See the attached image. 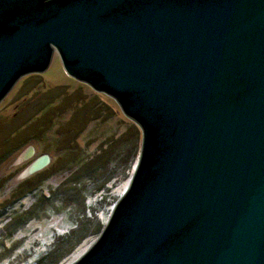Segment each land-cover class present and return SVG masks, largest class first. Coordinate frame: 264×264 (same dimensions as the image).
Listing matches in <instances>:
<instances>
[{
	"label": "water",
	"instance_id": "water-1",
	"mask_svg": "<svg viewBox=\"0 0 264 264\" xmlns=\"http://www.w3.org/2000/svg\"><path fill=\"white\" fill-rule=\"evenodd\" d=\"M56 53L142 131L72 264H264V0H0V102Z\"/></svg>",
	"mask_w": 264,
	"mask_h": 264
},
{
	"label": "rangeland",
	"instance_id": "rangeland-1",
	"mask_svg": "<svg viewBox=\"0 0 264 264\" xmlns=\"http://www.w3.org/2000/svg\"><path fill=\"white\" fill-rule=\"evenodd\" d=\"M58 86H63V88H58ZM77 87H81L89 96L81 98V92H75L63 104L62 110L58 109L56 116L53 115L49 121V111L54 112L49 107L60 103L68 92H72ZM54 96L55 99L46 103ZM85 101L91 102L88 110L92 109L88 115H85L81 109ZM97 101L98 109L94 108ZM40 107L43 108V111H40ZM99 108H103V110ZM45 110H47L46 115L41 119L47 122L39 120L40 129H45L43 135L33 123ZM76 112L82 114H76L71 120L70 118ZM88 119H91L90 124L85 126L82 122H87ZM28 124L31 125L29 132L22 133L21 130ZM129 125L131 126L129 127ZM64 127H66V132H63ZM128 127L136 128L137 131L130 130L131 134L128 133V138L116 140V134L122 133ZM67 129L69 130L67 131ZM74 132H77L75 137H73ZM55 133H58V135L56 136ZM17 134L19 140L18 138L13 140V137ZM27 137L31 138L20 143ZM111 139L112 145L108 147L110 149L108 156L110 162L107 160L106 167L111 169L115 164L119 177L110 184L112 190L105 191L109 193L105 204L104 202L102 204L98 202L100 198L98 192L90 193L92 195H89L86 200V210L89 214L93 215L94 209L100 207V209L95 210H98L96 216L103 226L107 224L111 217L117 201L129 188L138 165L142 144L140 127L125 116L115 99L104 93H98L89 85L69 76L64 70L57 53L46 72L33 73L20 78L0 102V264H36L43 253L51 251L56 236L76 227V224L72 223L74 217H76V210L68 211L64 210V207L52 208L51 206L47 207L48 205L38 208L42 214L39 219L29 221L27 225L20 227L12 235L6 232L9 230L6 226L10 222H4L11 214L19 215L23 208L27 209L34 200L46 194V192L57 190L60 193L58 189L72 175L71 170L61 166L68 161L76 162L78 160L76 164L86 161L103 145L102 141L105 143V140L110 141ZM133 147L135 153L131 168L124 177L122 175L124 170L120 171L122 167H125L122 161L127 152L132 153ZM102 149L103 147H101ZM46 155L50 157V162L47 165L33 173L27 172L36 161ZM94 158L93 170L98 163L101 164L106 159H98L96 156ZM65 170H68V172L65 173ZM43 171L45 173L39 183L40 179H37L38 176L36 175ZM88 171L86 169V172ZM29 178H33L35 183L39 184H35L39 189L30 194H28V184L25 186L20 185ZM80 178L81 175L77 173V179ZM72 181L73 179H70L68 183L71 185ZM24 190L26 191L24 192ZM64 190L66 192L63 191L60 194L62 200L66 198V194L69 193L70 189L65 188ZM23 194H25L24 197ZM71 204H74V200ZM98 237L87 238L60 264H72L77 261L90 249Z\"/></svg>",
	"mask_w": 264,
	"mask_h": 264
},
{
	"label": "trees",
	"instance_id": "trees-1",
	"mask_svg": "<svg viewBox=\"0 0 264 264\" xmlns=\"http://www.w3.org/2000/svg\"><path fill=\"white\" fill-rule=\"evenodd\" d=\"M58 88H63V86H58ZM75 92H81V98H87L89 96L86 95L85 90H83L81 87H77L76 89H74L72 92H68L67 96L65 98H62V101L60 103H58L55 106L49 107V109H53V113H51V110L49 111L48 115V120L50 121L53 115L56 116V113L58 112V109L62 110V106L64 103L67 102L68 98H70L71 96H73L75 94ZM53 99H55L54 97H51L46 103L52 101ZM44 104V103H42ZM91 102L90 101H85L83 102V106L81 107V109L83 110L85 115H88V113L90 112L88 107H90ZM98 105V101L97 104H95L94 108L98 109L99 106ZM55 107L56 109L54 110ZM40 111H43V108L40 107L39 108ZM100 110H103V108H99ZM48 110V109H47ZM45 110L42 115H40L37 120L35 121V123H33L35 126H37L41 132V134H45V129H40V125H39V120H42L41 117H43L44 115H46V111ZM76 114L81 115L82 113L80 112H76L72 115V118H70L71 120L76 116ZM102 114V112H101ZM97 117V115H95ZM47 118V117H45ZM90 120L88 119L87 122H82L84 123L85 126L90 124ZM102 120V119H101ZM44 122H47L45 120H42ZM131 125H129L130 127ZM135 126V125H134ZM31 125L28 124L26 127H24L21 132L25 133V132H29ZM52 127V126H51ZM126 128L125 131H123L122 133H118L116 134V140L118 139H124V138H128V133L131 134L130 130H136L132 129V128ZM63 132H66V127L63 128ZM69 129H67L68 131ZM139 131V130H138ZM52 132V131H51ZM78 132V131H77ZM77 132H74L73 137L76 136ZM55 135L57 136L58 133ZM55 136V137H56ZM19 137V135H15L13 137V140L17 139ZM31 137H27L24 140L20 141L23 142L27 139H29ZM19 140V138H18ZM102 146L103 149L101 150V147L99 149H97V151L91 155L90 157H88V159L86 161H82L79 162L78 164H76V162L74 161H68L67 163H64L63 166L61 167H66V169L71 170V176L69 177V179L67 180V182H65L64 185H62L60 187V193L57 190H52L49 193L46 192V194L40 196L39 198H37L36 200H34V202L31 204V206H29L27 209L21 210V213L17 216H15L14 214L9 215V217L5 220L4 223H8L10 222L9 225L6 226L7 230L6 232H8V234L12 235L14 232H16L18 229H20V227H23L25 225L28 224L29 221H32L34 219H39V217L42 215L41 212H39V207H44L46 205H48L47 207L51 206L52 208H61L64 207V210H76L77 212L75 213L76 217H74L72 223L76 224V227L71 230V231H67L65 233H61L59 234V236L55 237V242L53 245V248L51 249V251H47L45 253H43L39 259L36 261V264H60L65 258H67L69 256V254L81 243H83V241H85L87 238L91 237H98L101 233V231L103 230L104 226L103 224L99 221V219H97V211L95 209H100V207H96L94 209V213L89 214L88 210H86V200L89 197V195H92L90 193H94V192H98V194L100 195V198L98 200V202H100V204H102V202H104V204L106 203L109 193H106L105 191L108 190H112L111 189V183L114 182L115 180H117V178L119 177L117 172H116V167L115 164L112 166L111 169H109L107 166V160L110 162V158L108 157L110 154V149L108 147H110L112 145V139L109 141L105 140V143H103L102 141ZM134 147L132 149V153L131 152H127L123 153L126 154L124 156V159L122 161V164L125 167H122L120 169V171L124 170V173L122 174L124 177L127 175V172L129 170V168H131V164L133 161V156H134ZM98 159H102V158H106L103 162H101V164H97V166L95 167V169L93 170V162L95 160V157ZM121 164V165H122ZM70 166V167H69ZM72 167H75L74 169H70ZM86 169L89 170L88 172H86ZM68 172V170H65V173ZM44 171L40 172L38 175V177H36L37 179H40L39 183L41 182V177L44 175ZM77 173H79L81 175L80 179H77ZM125 174V175H124ZM100 175V176H99ZM35 178V177H34ZM70 179H73V181L71 182V185L68 183ZM79 181V182H78ZM81 182V183H80ZM28 190V194L30 193H34L36 192L39 188L36 185H39L38 183H35V180L33 178H29L24 180L20 185L25 186L27 185ZM36 184V185H35ZM34 185V186H31ZM68 188L69 193L66 194V198L62 200L60 195L61 193H63V191H65L64 189ZM26 190H24L25 192ZM21 192V191H20ZM18 192V193H20ZM23 192V191H22ZM21 192V193H22ZM66 192V191H65ZM112 193V191H110ZM59 193V194H58ZM103 193V194H102ZM25 196V194H23V197ZM74 200V204H71V202ZM116 201V200H115ZM2 222V223H3Z\"/></svg>",
	"mask_w": 264,
	"mask_h": 264
}]
</instances>
